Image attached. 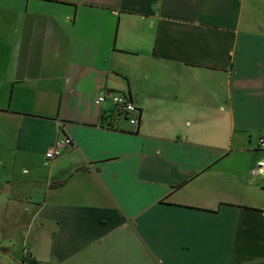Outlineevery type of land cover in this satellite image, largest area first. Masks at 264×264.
<instances>
[{"label": "crops", "instance_id": "0c3cea01", "mask_svg": "<svg viewBox=\"0 0 264 264\" xmlns=\"http://www.w3.org/2000/svg\"><path fill=\"white\" fill-rule=\"evenodd\" d=\"M260 138L264 0H0V264H264Z\"/></svg>", "mask_w": 264, "mask_h": 264}, {"label": "built area", "instance_id": "2783aa9c", "mask_svg": "<svg viewBox=\"0 0 264 264\" xmlns=\"http://www.w3.org/2000/svg\"><path fill=\"white\" fill-rule=\"evenodd\" d=\"M108 100H110L114 106L112 114L108 117L109 126H113L119 117H125L124 119H126L130 125L138 127V118H140L141 111L131 98L122 93L103 92L96 98L94 103L100 106ZM259 144L262 147L264 146L263 138H260ZM72 145V138L65 137L59 141H56V143L47 150L45 157L48 160L53 159L56 156L58 157L65 149L70 148ZM256 171L264 176V162H258V169Z\"/></svg>", "mask_w": 264, "mask_h": 264}]
</instances>
